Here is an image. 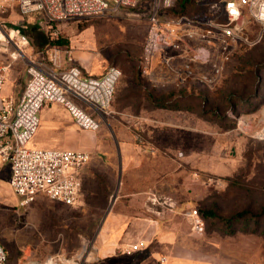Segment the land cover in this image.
<instances>
[{"label": "rangeland", "instance_id": "obj_1", "mask_svg": "<svg viewBox=\"0 0 264 264\" xmlns=\"http://www.w3.org/2000/svg\"><path fill=\"white\" fill-rule=\"evenodd\" d=\"M198 1L188 3L184 15L202 14ZM151 2L142 0L107 17L60 23L54 38L45 33L37 14L23 17L16 9L0 14V21L23 29L35 56L41 49L58 46L62 63L80 67L85 75H100L113 66L120 69L116 90L125 104L119 111L111 106L104 118L85 108L101 127L96 131L97 147L89 152L90 161L81 172L82 192L74 206L45 197L20 206L21 198L9 185V168L0 163V243L8 264H45L49 259L50 264H89L108 214L119 207L123 192L141 187L160 203L172 200L183 213L197 209L200 214V208L216 205L218 215L227 218L264 208V32L258 25L251 27L252 40L261 41L232 57L216 87L197 81L179 87L170 75L169 80L153 75V80L162 78L165 84L153 87L140 72L149 31L143 15ZM175 2V11H181L180 0ZM254 67L259 80L250 73ZM26 82V66L16 61L2 95L18 98ZM175 90L188 98L179 107L162 105V97ZM203 94L207 99L202 106ZM228 94L244 100L232 108ZM62 109L53 112L67 137L49 140L40 123L29 146L40 141L34 147L85 151L78 147L83 135ZM120 137L130 142L121 145ZM251 219L248 214L230 227L220 220L204 221L201 234L217 247L204 246L202 252L217 264H264V236L259 234L264 223L259 229ZM185 223L186 217L180 221L181 226ZM233 228L237 232L227 235ZM255 229L259 230L253 233Z\"/></svg>", "mask_w": 264, "mask_h": 264}, {"label": "built area", "instance_id": "obj_2", "mask_svg": "<svg viewBox=\"0 0 264 264\" xmlns=\"http://www.w3.org/2000/svg\"><path fill=\"white\" fill-rule=\"evenodd\" d=\"M141 1L0 0V14L11 9L23 17L37 14L43 19L45 33L54 38L60 23L107 17ZM174 3L152 0L150 11L143 15L149 31L140 72L151 79L153 87L165 85L162 78L153 80V75L166 80L170 75L179 87L191 81L216 87L236 48L256 43L250 36L251 25L264 32V0H199L204 11L197 17L167 15ZM15 27L0 21V163L9 168V185L21 198L20 206H29L39 197L74 206L81 195V172L90 161V153L29 146L39 128V112L59 104L77 127L96 132L101 124L85 108L102 118L108 115L122 72L113 66L99 76L85 75L78 66H65L62 49L54 46L41 49L35 56L23 29ZM19 60L26 66L25 87L18 99L3 96L9 73ZM188 218L194 233L204 231L205 223L197 209H192ZM0 264H8L1 243Z\"/></svg>", "mask_w": 264, "mask_h": 264}, {"label": "crops", "instance_id": "obj_3", "mask_svg": "<svg viewBox=\"0 0 264 264\" xmlns=\"http://www.w3.org/2000/svg\"><path fill=\"white\" fill-rule=\"evenodd\" d=\"M117 92L116 90L112 106L114 110L119 111L118 107H124L125 104L124 97L118 100ZM56 108H63L68 114L59 104H52L39 112L40 123L45 126L49 140L55 137L64 139L66 136L60 121L54 117L53 111ZM77 128L83 135L78 147L88 153L93 151L98 144L96 132ZM119 139L122 141L121 145L130 142L126 137ZM34 144L38 145L40 141H35ZM124 150L122 148L125 157ZM158 202L157 198L150 196L142 187L137 191L123 192L119 207L106 218L89 264H217V261L209 260L208 254L202 252L204 246L217 245L210 241V238H206L207 236L192 231L188 218L192 209L183 213L180 207L174 206L172 200L169 204L167 201ZM160 206L163 207L162 210ZM184 217L188 223L181 226L180 221H183ZM134 246L138 249L133 250ZM51 261L53 260L49 259L45 264H50Z\"/></svg>", "mask_w": 264, "mask_h": 264}, {"label": "trees", "instance_id": "obj_4", "mask_svg": "<svg viewBox=\"0 0 264 264\" xmlns=\"http://www.w3.org/2000/svg\"><path fill=\"white\" fill-rule=\"evenodd\" d=\"M193 0H180V3H179V9L181 11H175L174 7L176 5V2L174 3L173 7H171L170 9L167 10V15L169 16H181V15H184V10L186 9L188 3L191 4ZM195 2V0H194ZM200 14V13H199ZM198 15H194V16H191V17H197ZM254 25V24H253ZM251 25V27L253 26ZM38 27V26H37ZM252 37V35H250ZM253 38V37H252ZM261 40H259L258 42H256L255 44H253L252 46H246V45H239L237 47V50L235 51L234 55H233V58H236L237 56H239L240 54L252 49L255 45H257ZM54 47H58V46H54ZM60 48V47H58ZM61 49V48H60ZM250 73L253 75V77L256 79L260 78V73L258 70L254 68L251 69ZM185 92L184 91H180L179 90H175V91H169L166 95H164L162 97V105L164 103H167V104H171V105H175L176 107H179L180 104H182V102L188 98L187 95H183ZM205 94H203L201 96L202 99V106L203 104L205 105L206 104V99L207 97H204ZM234 97V99H232ZM227 101L229 100L230 102V107L234 108L237 106L238 103H242L243 102V97H235L234 94H228L227 97H226ZM190 108V107H189ZM193 109V108H192ZM231 179H229L230 181ZM230 186V185H229ZM216 206V205H215ZM214 205L213 206H209V207H202L200 208V216L201 218L204 220V221H207V220H220V221H223L224 224H226V226H232V223H238L240 222V220H244V218L250 214L251 215V220L254 221V224L257 228L260 229L261 225L264 223V208L261 209L259 212H257L256 214L248 211L247 209H245L244 211L242 212H239V213H236L235 215H232L231 217H227V218H224V217H221L218 215L217 211H216V208L218 206L215 207ZM258 229V230H259ZM207 229H205V232H206ZM257 229H255L254 231H252L253 233H256L258 232ZM207 232H210V230H207ZM237 232V229L233 228V229H230L226 234L227 235H234L235 233ZM260 235L264 236V229L263 231H261L259 233Z\"/></svg>", "mask_w": 264, "mask_h": 264}, {"label": "bare ground", "instance_id": "obj_5", "mask_svg": "<svg viewBox=\"0 0 264 264\" xmlns=\"http://www.w3.org/2000/svg\"><path fill=\"white\" fill-rule=\"evenodd\" d=\"M246 128H247V127H246ZM57 261H58V260H57ZM63 263H64V262H63ZM65 263H66V264H78V263H76V262L74 263V261H65ZM57 264H59V263H57Z\"/></svg>", "mask_w": 264, "mask_h": 264}, {"label": "water", "instance_id": "obj_6", "mask_svg": "<svg viewBox=\"0 0 264 264\" xmlns=\"http://www.w3.org/2000/svg\"><path fill=\"white\" fill-rule=\"evenodd\" d=\"M232 155H234L233 151H232ZM114 198H115V196H114Z\"/></svg>", "mask_w": 264, "mask_h": 264}]
</instances>
